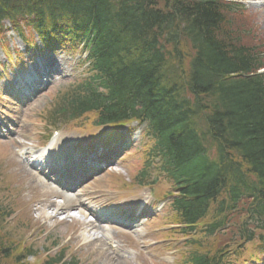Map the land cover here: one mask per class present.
<instances>
[{
	"label": "trees",
	"instance_id": "16d2710c",
	"mask_svg": "<svg viewBox=\"0 0 264 264\" xmlns=\"http://www.w3.org/2000/svg\"><path fill=\"white\" fill-rule=\"evenodd\" d=\"M236 1L0 2V31L9 21L27 41L23 28L44 48L74 52L82 45L87 54L86 77L55 96L52 116L80 119L79 130L145 126L143 170L132 182L144 185L158 160L170 184L171 223L182 229L171 233L192 238L183 264L233 257L214 233L237 208L256 215V228H264V38ZM4 210L0 264L36 256L28 249L12 257L20 243H9L1 231ZM238 217L233 238L252 240L256 234L248 226L255 224ZM62 258L41 262L59 264Z\"/></svg>",
	"mask_w": 264,
	"mask_h": 264
},
{
	"label": "rangeland",
	"instance_id": "374dc122",
	"mask_svg": "<svg viewBox=\"0 0 264 264\" xmlns=\"http://www.w3.org/2000/svg\"><path fill=\"white\" fill-rule=\"evenodd\" d=\"M241 2L248 17L247 22L256 34L264 37V0H241ZM2 26L0 38L3 39L4 48L2 49L0 44V74L1 72L5 74L0 78V134H5L7 137L0 139V210L5 208L3 213L11 212L12 214L5 218L1 231L12 241L19 242L20 246L28 247L33 242L34 248L39 247L41 254L56 256L65 253L63 256L65 264L72 261V258L79 259L77 264H160L162 262L169 264L172 256L178 254L179 249L183 247L181 242L175 240L162 241L160 233L163 229H158L160 221L157 219L148 221L144 225L130 226V229H118L102 222L94 224L98 226L97 229L86 227V224L91 223L94 218L91 206L98 209L105 208L118 214H122L129 206L151 208L152 195L149 191H146V197H141L140 191H135L128 197H122L124 192L120 190L131 184L133 174L140 170L141 161L134 156V153L138 148L142 128H135L133 132L120 137L126 140L127 145L130 144L129 151L121 154L117 162L112 163V171L99 172L94 177L81 182L75 193L68 196L71 199L69 203L72 207L70 208L60 210L59 201L65 202L66 196H63V192L61 194L52 189L48 180L27 166L25 159L28 160L38 153L39 147L42 146L43 135L47 128L43 119L47 117L52 98L82 76L85 68L84 54L79 52L64 54L61 51H54L53 53L45 52L39 56L32 55L24 48L7 21L2 23ZM23 35L34 39L35 44L39 46L30 30L23 28ZM262 41L264 42V39ZM18 51L22 52L20 57L22 62L19 56L15 55ZM32 57L35 59L32 60ZM18 63L20 66L17 65ZM7 67L9 69H6ZM36 68L42 73L47 72L49 78L45 76L41 82H46L48 88L31 101L23 100L18 104L11 95L15 94V91L19 95L17 90L20 89L18 87L22 79L32 85L36 76L31 72L33 73L32 70ZM80 122L81 120L77 121L78 124ZM59 129L60 142L55 146L46 147L44 153L48 161L54 158V164L59 167L64 165L62 172H65L73 181L75 174L72 177L69 175L72 167L75 171L80 164L92 167L93 163L91 161L76 163L56 156L57 149L72 147L78 139H83V135H76L77 139L74 138V133L66 131L65 128ZM29 147L32 150H29L31 154L28 156L25 155L27 152L25 149ZM118 155H113L111 161H114ZM81 156L84 157V155ZM121 157H124V160H120ZM100 163L98 161L94 163L96 170L99 169ZM36 168L42 172L48 170ZM54 172L55 169L52 173ZM55 175L58 176V173ZM116 178L118 182L121 180L120 187L118 184L115 185ZM76 196L79 197L80 205L75 202ZM63 205L67 206V203ZM164 206L165 203L153 205L151 214L156 216L152 218H162ZM22 207L26 212H22ZM23 213H27L28 217L25 218L26 215ZM52 213L54 216L48 219ZM28 218L34 221L35 230L27 229L25 224L30 223L27 221ZM99 231L104 234L109 232V237L102 238L98 242L88 241V238L95 239V234L99 235ZM24 239L28 242L22 244L21 241ZM44 248H49L50 251ZM27 262L33 263V260L28 258ZM4 264H26V261L18 263L14 259H8L4 261Z\"/></svg>",
	"mask_w": 264,
	"mask_h": 264
},
{
	"label": "bare ground",
	"instance_id": "6f19581e",
	"mask_svg": "<svg viewBox=\"0 0 264 264\" xmlns=\"http://www.w3.org/2000/svg\"><path fill=\"white\" fill-rule=\"evenodd\" d=\"M33 160L34 161H38L39 160V157H34L33 158ZM55 159L54 158H52L51 159V161H54ZM27 163V162H26ZM29 165V164H28ZM86 193H84V195H85ZM67 199H68V202H70L71 200L67 197ZM86 226L87 227H89V228H91V229H97L98 228V226H94V223H92V224H86ZM109 257H111V255H109ZM119 264H122V263H119Z\"/></svg>",
	"mask_w": 264,
	"mask_h": 264
}]
</instances>
